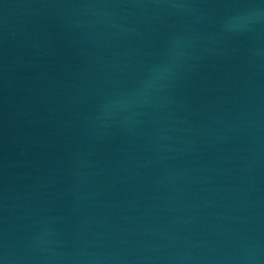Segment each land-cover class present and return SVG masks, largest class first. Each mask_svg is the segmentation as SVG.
<instances>
[{
	"label": "water",
	"instance_id": "95a60500",
	"mask_svg": "<svg viewBox=\"0 0 264 264\" xmlns=\"http://www.w3.org/2000/svg\"><path fill=\"white\" fill-rule=\"evenodd\" d=\"M261 0H0L3 264H264Z\"/></svg>",
	"mask_w": 264,
	"mask_h": 264
},
{
	"label": "clouds",
	"instance_id": "9594fccd",
	"mask_svg": "<svg viewBox=\"0 0 264 264\" xmlns=\"http://www.w3.org/2000/svg\"><path fill=\"white\" fill-rule=\"evenodd\" d=\"M264 15V0H261L260 5L257 9L253 12H250L247 17H238L236 18L238 23H243L245 20H251L254 18H259L260 16ZM0 264H3V261H0Z\"/></svg>",
	"mask_w": 264,
	"mask_h": 264
}]
</instances>
